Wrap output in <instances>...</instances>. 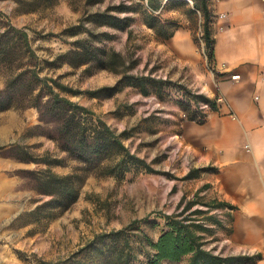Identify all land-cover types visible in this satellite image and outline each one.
Wrapping results in <instances>:
<instances>
[{
	"label": "rangeland",
	"instance_id": "obj_1",
	"mask_svg": "<svg viewBox=\"0 0 264 264\" xmlns=\"http://www.w3.org/2000/svg\"><path fill=\"white\" fill-rule=\"evenodd\" d=\"M194 1L160 0V8L151 11L147 0H52L50 4L40 1L33 11L23 13L20 11L24 8L18 7L16 0H0V89L4 88L8 74L14 75L20 68L17 35L11 33L9 54L3 51L7 39L3 35L8 26L24 29L37 56L40 76L56 79L78 92L61 94L93 111L117 132L126 130L130 137L124 141L125 145L155 170L168 174H129L122 183L90 176L69 210L52 222L43 214L41 223L37 224L28 212L50 197L34 191L32 176L27 172L44 169L45 165L23 163L19 169L18 161L14 164L10 160L14 161V155L62 159L66 156L43 134L44 130L37 128L35 109L0 112V136L3 137L0 148L10 146L2 152L6 171L0 175V200H5L9 212H17L15 218L8 219L6 229L0 230V264H75L77 260L91 257L86 252L77 255L79 250L92 244L93 249L99 247V240L95 241L97 236L126 228L156 211L172 213L182 197L195 199L202 188L201 181L183 180L195 165L181 137L188 123L182 111V105L188 102L183 92L172 85L163 90V97L154 90L143 96L138 88L123 81V74L91 65L71 67L59 62L48 63L81 39L121 53L126 59L128 75L164 79L192 93L218 98L217 84L222 75L208 64L201 39L203 18L194 9ZM221 1L206 0L213 36L221 20L220 14L214 11ZM122 7L127 10L118 15L116 9ZM106 10L121 18L130 17V28L99 26L90 20L94 13ZM146 14L174 28L173 37L166 41L160 39L145 25ZM106 87H116L115 94L106 97L109 92H100ZM88 91H99V98L90 97ZM10 133L13 139L16 134V143L6 139ZM67 163L68 167H52V170L67 174L75 164L70 160ZM139 227V232L153 239L160 231L159 227L144 223ZM210 247H216L224 256L234 255L220 243Z\"/></svg>",
	"mask_w": 264,
	"mask_h": 264
},
{
	"label": "trees",
	"instance_id": "obj_2",
	"mask_svg": "<svg viewBox=\"0 0 264 264\" xmlns=\"http://www.w3.org/2000/svg\"><path fill=\"white\" fill-rule=\"evenodd\" d=\"M40 1L43 4L52 2L29 0L25 3L24 0H16V4L24 8L20 12L26 13L39 6ZM147 5L151 11H157L160 0H147ZM193 7L203 18L201 39L208 64L213 69L215 40L211 28V11L206 0L194 1ZM116 10L119 15L126 12L127 7ZM90 20L99 26L120 29L130 28L132 22L130 17H118L110 10L94 13ZM144 22L164 41L174 35V28L151 14H146ZM11 33L17 35L20 43V68L18 73L8 74L4 88L0 89V112L17 108L35 109L39 121L37 128L44 130L43 134L66 156L65 159L48 155L37 158L13 156L18 162L45 165L44 169L27 172L32 176L34 191L38 195L50 197L48 201L28 212L29 216L36 218L37 224L41 223L43 214L52 222L58 215L69 210L79 199L81 187L90 176L99 179L112 178L117 183H122L129 174L144 172L168 175L155 170L150 163L125 145L124 141L130 137L126 130L117 132L93 111L61 94L76 95L78 92L61 85L56 79L40 76L37 56L24 29L8 26L3 35L7 38L3 46L4 54L11 51ZM56 62L71 67L91 65L97 69L123 74V81L138 88L143 96L154 90L158 96L163 97L165 88L176 86L188 99L182 105V111L190 122L203 124L207 116L206 109L219 110L217 98L211 99L204 94L192 93L187 88L164 79L126 74L127 63L121 53L93 46L85 40H76L69 50L60 53L48 63L56 65ZM103 91L109 92L106 97H110L115 94L116 87L100 90ZM98 92L88 91L87 94L92 98H99ZM67 160L75 163L70 166L67 174H58L52 170V167H68ZM192 175L193 171H190L184 180L190 179ZM198 194L199 191L193 200L182 197L172 213L156 211L140 221L132 222L126 228L97 236L95 241L99 240V247L93 249L92 244L79 250L77 255L86 252L91 257L77 260L75 264H257L262 259L259 253L252 256H224L217 252L216 247H210L218 241L217 233L225 229L217 212L223 209L231 211L234 207L217 200L204 202L199 199ZM20 217L21 215L17 218ZM142 223L159 227L157 238L153 239L139 232V224ZM133 232L137 234L133 235Z\"/></svg>",
	"mask_w": 264,
	"mask_h": 264
},
{
	"label": "crops",
	"instance_id": "obj_3",
	"mask_svg": "<svg viewBox=\"0 0 264 264\" xmlns=\"http://www.w3.org/2000/svg\"><path fill=\"white\" fill-rule=\"evenodd\" d=\"M214 13L225 15L214 28V69L222 75L219 110L206 109L203 124L188 121L184 127L181 137L195 165L192 177L183 180L201 181L202 201L234 207L217 212L225 229L216 243L234 255L259 253L257 264H264V0H222ZM234 74L240 79L232 80ZM14 137L10 133L6 139L16 143ZM7 148H0V175ZM16 216L0 200V230Z\"/></svg>",
	"mask_w": 264,
	"mask_h": 264
},
{
	"label": "built area",
	"instance_id": "obj_4",
	"mask_svg": "<svg viewBox=\"0 0 264 264\" xmlns=\"http://www.w3.org/2000/svg\"><path fill=\"white\" fill-rule=\"evenodd\" d=\"M220 18L224 19L225 15L224 14L220 15ZM231 79L232 80H238V79H240V76L238 74H234V75L231 76Z\"/></svg>",
	"mask_w": 264,
	"mask_h": 264
}]
</instances>
